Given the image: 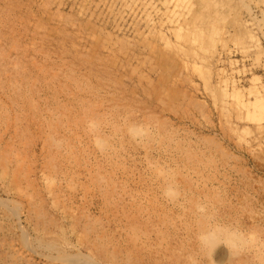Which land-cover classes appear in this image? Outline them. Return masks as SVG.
<instances>
[{
  "label": "rangeland",
  "instance_id": "rangeland-1",
  "mask_svg": "<svg viewBox=\"0 0 264 264\" xmlns=\"http://www.w3.org/2000/svg\"><path fill=\"white\" fill-rule=\"evenodd\" d=\"M0 264H264V0H0Z\"/></svg>",
  "mask_w": 264,
  "mask_h": 264
},
{
  "label": "bare ground",
  "instance_id": "bare-ground-1",
  "mask_svg": "<svg viewBox=\"0 0 264 264\" xmlns=\"http://www.w3.org/2000/svg\"><path fill=\"white\" fill-rule=\"evenodd\" d=\"M104 141V140H103Z\"/></svg>",
  "mask_w": 264,
  "mask_h": 264
}]
</instances>
